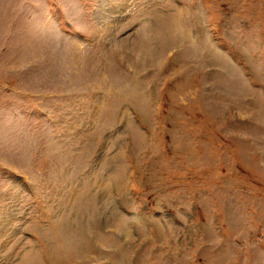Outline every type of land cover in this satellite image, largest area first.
<instances>
[{"label":"rangeland","instance_id":"374dc122","mask_svg":"<svg viewBox=\"0 0 264 264\" xmlns=\"http://www.w3.org/2000/svg\"><path fill=\"white\" fill-rule=\"evenodd\" d=\"M0 264H264V0H0Z\"/></svg>","mask_w":264,"mask_h":264}]
</instances>
